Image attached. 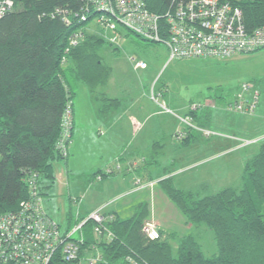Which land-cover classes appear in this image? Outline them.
Here are the masks:
<instances>
[{
  "label": "trees",
  "instance_id": "obj_1",
  "mask_svg": "<svg viewBox=\"0 0 264 264\" xmlns=\"http://www.w3.org/2000/svg\"><path fill=\"white\" fill-rule=\"evenodd\" d=\"M13 1V9L0 16V212L17 209L28 196L26 178L32 172L41 195L43 179L48 180L46 187L54 182V161L68 155L61 153L57 142L65 106L70 102L73 108L70 80L92 89L110 74L97 52L104 43L102 36L84 32L81 41L65 52L72 31L85 27L93 16L79 17L87 0ZM228 1L241 8L246 27L264 24V0ZM150 2V8L158 10L170 0ZM188 114L202 127L210 118L208 110ZM186 134L180 145L195 141L191 129ZM172 180L166 176L158 182L187 223L203 222L213 231L214 254L205 256L191 233L178 239L175 253L161 228L158 238H148L142 232L151 218L146 200L129 217L112 215L105 221L111 232L108 241L96 240L93 223H85V243L97 244L108 264L126 255L143 264H264V137L259 150L244 161L238 186L209 193L207 182L182 189Z\"/></svg>",
  "mask_w": 264,
  "mask_h": 264
},
{
  "label": "rangeland",
  "instance_id": "obj_2",
  "mask_svg": "<svg viewBox=\"0 0 264 264\" xmlns=\"http://www.w3.org/2000/svg\"><path fill=\"white\" fill-rule=\"evenodd\" d=\"M85 27L99 26L92 19ZM109 35L107 31L106 36ZM97 52L102 63L110 68L107 81L91 89L80 81L70 80L74 114L68 148L73 151H69V155L74 154L73 162L67 167L65 159L54 161L56 179L51 189L44 186L47 179L42 181V202L51 218L61 226L73 227L77 209L83 212V204L93 201L90 194L94 191H90L94 189H82L87 176L100 165L112 164L119 147L136 151L137 155L131 157L139 160L144 155L152 156L157 161L153 166L157 173L162 174L167 169L169 172L183 170L172 176L178 188L187 189L207 182L209 193H213L225 186L239 185L243 161L259 150L264 137V47L226 59L169 60L166 45L147 42L123 29L116 44L104 38ZM132 57L143 60L147 67L135 69ZM244 82H250L259 91L253 113L227 108V102L240 93ZM159 104H165L171 112L163 110ZM193 104H196L197 114L204 110L210 112L205 127L216 134L207 137L193 129L195 141L188 146L180 145L176 134L187 131L188 127L179 116L188 115ZM130 116L141 122L136 131L130 125ZM241 140L256 141L232 149ZM126 174H129L124 176L126 188L119 196H110V208L119 210L122 216H130L135 204L146 200L154 221H167L168 227L165 229L163 225V229L173 253L178 239L189 233L196 237L205 256L216 252L213 231L203 222L187 223L159 182L151 189L126 193L134 173ZM67 179L71 189H67ZM95 192L102 194L96 189ZM158 226L161 225L158 223ZM79 237L80 232H72L71 238Z\"/></svg>",
  "mask_w": 264,
  "mask_h": 264
},
{
  "label": "built area",
  "instance_id": "obj_3",
  "mask_svg": "<svg viewBox=\"0 0 264 264\" xmlns=\"http://www.w3.org/2000/svg\"><path fill=\"white\" fill-rule=\"evenodd\" d=\"M151 0H87L81 8L79 17L86 20L90 13L96 20L97 28L77 27L68 37V49L77 45L84 32L102 34L110 44L117 42L121 31L128 30L141 39L151 43H162L168 49L169 60L182 58H222L233 54L255 51L264 47V24L248 28L242 19L241 8L228 0H170L158 10L150 8ZM14 7L13 0H0V16ZM90 20V21H91ZM66 21H68L66 19ZM87 26V25H86ZM89 30V31H87ZM110 35L106 36V32ZM66 53V54H67ZM63 57L62 60H64ZM133 60L135 69L147 67L143 60ZM151 97L155 99L154 93ZM259 100V91L250 82L241 85V91L227 102L228 110L253 113ZM171 112L165 104H159ZM196 104L191 105V110ZM177 116V114H175ZM189 129L199 130L209 137L216 134L206 127L193 122L191 115L179 116ZM132 128L138 130L141 122L132 117ZM73 108L71 103L65 106L61 133L57 146L63 155L68 154V144L72 135ZM186 131L176 134L178 139ZM256 140H241L232 149H238ZM144 157L121 160L115 158L112 164H106L95 171L94 180H101L115 172H134ZM183 170L168 172L172 176ZM159 179L134 175L127 193L141 189H151ZM28 196L15 210L0 212V264H108L103 259L100 247L93 242L85 243L84 225L93 223L92 234L96 240L108 241L111 232L105 221L112 215L105 214L99 206L86 215L76 219L73 227L62 230L43 206L37 174L32 172L26 178ZM160 227L151 217L142 226V232L150 239L160 236ZM72 232H80L76 240ZM94 251H97L94 253ZM115 264H143L138 259L126 255Z\"/></svg>",
  "mask_w": 264,
  "mask_h": 264
},
{
  "label": "crops",
  "instance_id": "obj_4",
  "mask_svg": "<svg viewBox=\"0 0 264 264\" xmlns=\"http://www.w3.org/2000/svg\"><path fill=\"white\" fill-rule=\"evenodd\" d=\"M74 109V108H73ZM74 114V113H73ZM131 118H132V116H130V118H129V122H130V125L132 126V123H131ZM135 118V117H134ZM187 135V134H186ZM194 142V141H193ZM120 144H118L117 146H116V148L119 146ZM189 145V144H188ZM188 145H186V146H188ZM69 151H72V150H70L69 148H68V155H67V157H66V159H65V163H66V165H67V167L68 166H70L71 165V163L73 162V159H74V154L71 156V155H69ZM116 153H117V156L116 157H118L119 155H121V156H125V158L123 159V160H127V159H129V158H133V157H131V156H133V154L134 155H137V152L136 151H127V150H123L122 148H117L116 149ZM73 152V151H72ZM135 152V153H134ZM70 154H71V152H70ZM142 155V154H141ZM141 157H146L145 155L144 156H141ZM148 157H146V160H147V163H145V165H144V160L143 161H141L138 165H139V167H138V169H136L133 173H134V175H138V176H145L146 178H154L155 179V177H156V179H159V178H163L168 172H169V170L167 169V171L166 170H164L163 172L164 173H162V174H160V173H157V171L154 169V167L153 166H155L156 165V163H157V161H152V160H150V157H149V159H147ZM245 161V160H244ZM244 161H243V164H244ZM150 162H151V164H150ZM53 166H54V164H53ZM102 167V165H100V166H98L95 170H93L88 176H87V178H86V180H87V182L85 181V183H84V185H83V187H82V189H86V191H88L89 189H94V190H91L90 192H93L94 191V193H91L90 194V197H92V199H93V201H91V203H84L83 205H84V207H83V212H80V210L79 209H77V212H76V218L75 219H77V218H79V217H82V216H84V215H86L88 212H90L91 210H93V209H95V208H97V207H99V206H102V205H105L104 206V208H103V212L105 213V214H108V215H113V216H115V215H118L119 217H121V218H126V217H129V216H122V215H120V211L119 210H116V209H113V208H110L109 206H111L110 204H112V202L109 204L108 203V201H110V196L111 195H120V194H122V192L124 191V189L126 188V179L124 178V176H126V175H129V174H126V173H121V172H116V173H113V174H111V175H108V176H105V177H103L101 180H99L96 184H93L92 182H94V181H97V180H94V176H93V173L95 172V171H97L99 168H101ZM162 175V176H161ZM54 176H55V173H54ZM173 176V175H172ZM55 179H56V176H55V178H54V182H55ZM92 181V182H91ZM173 181V180H172ZM54 182L50 185V186H48V188L49 189H51L52 188V185L54 184ZM132 183V180H130V182H129V185ZM43 185V184H42ZM66 185H67V189H71V183H70V181H69V179H67L66 180ZM131 187V186H130ZM47 188V187H46ZM95 189L96 190H98L99 192L101 191L102 192V194L100 193V195H98V192H97V194H96V192H95ZM116 189H119V190H116ZM120 189H123V190H120ZM130 189V188H129ZM220 189V188H219ZM128 191V190H127ZM127 193V192H126ZM125 193V194H126ZM100 198H99V197ZM114 199V198H113ZM78 200V199H77ZM74 201V200H73ZM79 202L81 201V197L79 198V200H78ZM142 201V200H141ZM140 202V201H139ZM139 202H137L136 204H135V206H134V209H133V212H134V210H135V208H136V206H137V204L139 203ZM77 208H78V206H77ZM80 208V207H79ZM47 213V212H46ZM53 219V218H52ZM75 221V220H74ZM158 221V223L162 226H160L161 227V229L165 232V229L168 227L167 226V221H165L164 219L162 220V222L161 221H159V220H157ZM59 224V223H58ZM60 225V224H59ZM163 225H164V227H165V229H163ZM60 227H61V229L62 230H65V229H67L68 228V225L67 226H61L60 225ZM84 229V238L86 239V230H85V227L83 228ZM166 233V232H165ZM167 234V233H166Z\"/></svg>",
  "mask_w": 264,
  "mask_h": 264
}]
</instances>
